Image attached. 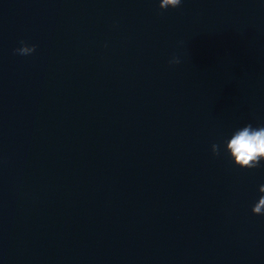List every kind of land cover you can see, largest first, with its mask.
Listing matches in <instances>:
<instances>
[{"label": "water", "instance_id": "95a60500", "mask_svg": "<svg viewBox=\"0 0 264 264\" xmlns=\"http://www.w3.org/2000/svg\"><path fill=\"white\" fill-rule=\"evenodd\" d=\"M0 264H264V234L145 228L0 194Z\"/></svg>", "mask_w": 264, "mask_h": 264}, {"label": "clouds", "instance_id": "9594fccd", "mask_svg": "<svg viewBox=\"0 0 264 264\" xmlns=\"http://www.w3.org/2000/svg\"><path fill=\"white\" fill-rule=\"evenodd\" d=\"M182 0H160L159 9L167 10L169 8H179ZM21 46L14 49V53L21 56H28L36 51L35 44L29 45L25 41L20 42ZM179 57L173 56L169 60L170 65H179ZM224 151L227 153L235 166L241 169H257L264 167V126L253 127L247 124L242 128L236 129L230 139L225 141ZM213 156L220 155V145L213 143L211 146ZM258 202L252 207L254 215H264V185L259 186Z\"/></svg>", "mask_w": 264, "mask_h": 264}]
</instances>
